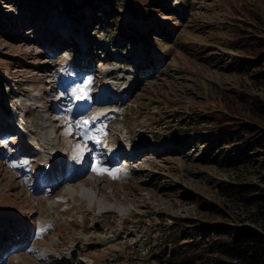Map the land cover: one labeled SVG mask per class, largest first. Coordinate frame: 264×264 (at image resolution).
Here are the masks:
<instances>
[{"label":"rangeland","instance_id":"rangeland-1","mask_svg":"<svg viewBox=\"0 0 264 264\" xmlns=\"http://www.w3.org/2000/svg\"><path fill=\"white\" fill-rule=\"evenodd\" d=\"M117 2L121 28L112 43L114 13L103 0L98 3L105 11L92 24L97 11L89 4L69 12L60 0L40 6L0 0V21L16 32L10 40L0 25V67L7 79L0 84V107L23 128L17 133L10 122H0V224L13 229L0 228V264H164L158 253L152 256L149 243L152 234L154 240L160 234L159 222L167 227L171 216L264 231L259 204L228 193L243 184L262 193L264 158L236 163L216 151L203 160L198 127L179 143L175 129L167 130L189 111L205 115L229 102L242 113H261L256 103H264V78L232 71L224 59L240 54L231 48L235 25L248 19L250 10L264 19V0ZM133 30L145 33L149 55L140 34L124 38L123 32ZM83 34L96 51L79 47ZM89 81L90 100H76L72 90ZM105 89L115 93L114 101L98 100ZM69 106L71 113L65 111ZM81 115L97 118L90 128L99 141L126 146L131 139L136 158L103 162L92 139L85 142L75 127L66 134L68 121L74 125ZM70 154L72 166L88 164L87 170L52 183L58 178L49 168ZM101 168L117 178L98 174ZM84 187L95 192L91 200L73 194ZM109 206L127 210L122 215ZM11 231L23 239L17 246Z\"/></svg>","mask_w":264,"mask_h":264},{"label":"trees","instance_id":"trees-1","mask_svg":"<svg viewBox=\"0 0 264 264\" xmlns=\"http://www.w3.org/2000/svg\"><path fill=\"white\" fill-rule=\"evenodd\" d=\"M21 1V0H19ZM28 5H45L51 0H26ZM110 5L113 14L114 33L109 41L115 43L116 35L120 31L118 0H103ZM66 11H82L86 4L93 6L97 12L91 15L90 23H94L96 15L104 12L99 0H60ZM186 9V1L182 7ZM24 7H27L24 3ZM28 8V7H27ZM98 8L101 9L98 11ZM29 9V8H28ZM36 15V14H35ZM35 21L36 16H34ZM241 24L235 25V38L232 40V49L240 54L226 56L224 62L232 71L250 73L255 79L264 78V19L256 12L250 10L248 19L241 20ZM12 23L11 21L9 24ZM100 23V22H99ZM1 28L6 32L10 40L14 39L15 31L7 30L6 23L0 21ZM12 25V24H11ZM151 28V24L149 25ZM165 35L171 36L166 31ZM137 33V34H135ZM140 34L144 40V47L149 53L150 41L145 38V33L133 30L130 33L123 32L126 39H135ZM91 43V52L96 51V46ZM118 41V39H117ZM109 57V54H108ZM153 67L148 64L147 68ZM3 68L0 67V84L7 82ZM1 93V90H0ZM11 96V95H10ZM256 106L261 113L249 112L247 114L237 110V106L230 103L225 109H217L207 114L189 111L181 116L182 123L170 121L167 125L169 133L175 129V139L179 143L186 137L192 138L191 129L198 127L204 139V148L200 156L206 160L209 155L221 151L226 158L248 160L254 157L264 158V103L257 100ZM206 119H211L207 121ZM192 121V122H190ZM188 122V123H187ZM191 127H190V125ZM156 137L159 134L155 132ZM229 194L239 201L246 203H258L264 211V189L258 193L251 185H233L228 188ZM171 224L163 226L160 221V234L155 240L150 237L152 256L158 253L161 263L164 264H264V231L253 227H235L229 223H213L206 221L184 220L177 217H169ZM187 221V222H186ZM189 228V229H188ZM153 239V240H152Z\"/></svg>","mask_w":264,"mask_h":264},{"label":"snow or ice","instance_id":"snow-or-ice-1","mask_svg":"<svg viewBox=\"0 0 264 264\" xmlns=\"http://www.w3.org/2000/svg\"><path fill=\"white\" fill-rule=\"evenodd\" d=\"M90 84L91 82L89 81L87 84H85L84 86H77L75 89L72 90V96L75 97L76 100L79 101H86V100H90ZM65 111L71 113L72 109L71 106H69L67 109H65ZM96 117H92L91 120L85 118L84 115H81L79 117L76 118L75 123L73 125V122L71 120L68 121V132L66 134H71V129L73 127H75V129L78 131L79 135H81L85 142H87L89 139H92L94 143L98 144L99 140L96 139L93 134H92V130L90 128V125L92 123H94V121L96 120ZM15 166V165H14ZM105 172H107L109 175H113V178H117L111 171H109L108 169H98L97 173L102 175ZM28 251H33L32 249H28Z\"/></svg>","mask_w":264,"mask_h":264},{"label":"bare ground","instance_id":"bare-ground-1","mask_svg":"<svg viewBox=\"0 0 264 264\" xmlns=\"http://www.w3.org/2000/svg\"><path fill=\"white\" fill-rule=\"evenodd\" d=\"M62 35H63V37H66V38H69V36L68 35H66V34H64L62 31H59ZM73 41V40H72ZM81 42L82 43H84L85 42V40H83V39H81ZM77 44H78V42H77ZM80 47V46H79ZM1 112V111H0ZM2 113V112H1ZM1 121H4L5 123H9L10 122V120L6 117V116H4V115H2V116H0V122ZM11 123V122H10ZM5 125V124H4ZM3 125V126H4ZM17 128H19V126L17 125ZM135 148H136V146L134 147V149H133V151H135ZM137 151L138 150H136L135 151V153H137ZM129 154H132L131 152L129 153ZM114 155V152H111V156H113ZM54 157H56V154H54ZM138 157V156H137ZM56 159V158H55ZM54 159V160H55ZM88 166V164H85V167H87ZM74 167L76 168V169H74V172H72V175L74 176V177H78V175L76 174V171H82L83 170V166H82V164H81V166L80 167H77V163H76V165H74ZM83 167V168H82ZM51 168H55L54 167V165L51 167ZM80 168V169H79ZM59 170H58V173H57V171H56V174H59ZM77 175V176H76ZM60 178H61V176H59L58 177V182H59V180H60ZM75 193H78L79 194V196L80 197H82V198H85V199H89V200H91L92 198H93V196L95 195V192L93 191V189L91 188V189H88V188H86V187H84L83 189H81L80 190V192H77V191H74L73 192V194H75ZM75 196V195H74ZM78 196V195H77ZM84 199V200H85ZM108 210L109 211H115V212H118V213H120V214H124V213H126L125 211L127 210V209H125V208H121V207H116V206H109L108 207ZM4 230H6V229H11V228H9L8 226H6V225H4ZM11 236H12V238H17V237H20V232H18V231H12V233H11ZM81 262V261H80ZM79 262V263H80ZM78 263V264H79Z\"/></svg>","mask_w":264,"mask_h":264},{"label":"water","instance_id":"water-1","mask_svg":"<svg viewBox=\"0 0 264 264\" xmlns=\"http://www.w3.org/2000/svg\"><path fill=\"white\" fill-rule=\"evenodd\" d=\"M77 247H79V245H77ZM72 254H73V256H76L77 255V251L73 250Z\"/></svg>","mask_w":264,"mask_h":264}]
</instances>
